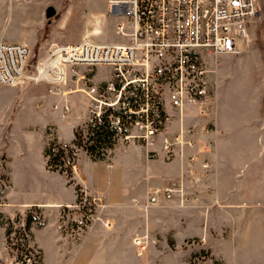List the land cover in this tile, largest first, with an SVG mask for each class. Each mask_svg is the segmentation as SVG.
Segmentation results:
<instances>
[{
  "label": "crops",
  "instance_id": "1",
  "mask_svg": "<svg viewBox=\"0 0 264 264\" xmlns=\"http://www.w3.org/2000/svg\"><path fill=\"white\" fill-rule=\"evenodd\" d=\"M250 50L248 42L247 49L240 55ZM220 82L217 108L211 118L212 132L203 131L207 120L196 119L193 124L199 126L198 146L187 148L173 162L176 172L166 174L167 185L177 183L182 191L174 195L170 205L159 202L146 212H140L143 221L133 220L135 211L126 204L133 194L126 195L124 187L133 182V175L123 173L134 166L139 167L143 160L118 162L109 169L101 163L91 162L87 153L80 151L86 155L88 171H81L77 160L75 178L78 183L105 193L112 203L110 222L94 224L80 243L71 242L59 221L61 209L71 207L77 201L75 185L69 183L65 173L50 170L45 157L47 127L55 122L44 126L45 141L38 153L19 147L14 155L7 152L11 135L20 131L33 132L37 127L33 123L24 126L13 122L6 126L0 124V152H4L0 157V179L4 177L11 186L8 207L21 210L39 207L44 214L45 223L33 228L34 242L42 253V264H143L146 251H137L135 238L158 252L161 249L155 246V240L163 238L161 243L169 247V236L175 244L179 236L183 242L195 239L199 249L209 252L210 258L199 264L214 261L217 264H264V76L253 92L237 97L222 92ZM15 87L23 88L24 85ZM38 87L40 84H29L28 89L24 88L27 95L31 94V101L25 95L24 101L17 105L18 109L25 110L27 117L41 114L48 105L60 101V97L48 93L45 85L44 95L36 96L33 92ZM72 94L68 96L69 102ZM41 103L43 107L37 108ZM52 106L49 111L56 115ZM55 117L68 122L61 114ZM80 125L72 123L68 140L61 135L57 125L55 137L59 142L69 144ZM193 153L200 157L195 162L189 160ZM204 158L211 164L208 176L201 175L200 164ZM168 247L160 253L161 258L174 253L171 247V251L167 250ZM10 257L5 232L0 227V264L12 262Z\"/></svg>",
  "mask_w": 264,
  "mask_h": 264
},
{
  "label": "built area",
  "instance_id": "2",
  "mask_svg": "<svg viewBox=\"0 0 264 264\" xmlns=\"http://www.w3.org/2000/svg\"><path fill=\"white\" fill-rule=\"evenodd\" d=\"M106 15L115 20L122 41L55 43L30 63L28 44L0 40V85H45L49 94L60 97L52 107L63 118L72 110L68 96L82 92L92 101L89 121L107 116L117 138L159 145L168 158L178 148L198 146V125L183 124L173 135L166 134L168 126L177 116L184 120L186 110L193 108L207 120L203 131L212 132L216 87L208 79L206 62L240 49L250 25L261 17L259 0H107ZM80 66L87 74L110 67V76L87 88L68 89L70 74L79 83L86 78L76 71ZM189 158L195 162L199 154ZM200 165L201 175L208 176L209 160L202 159ZM181 191L177 183L157 187L149 204H158L161 197L170 201ZM90 218L83 213L77 225L87 226ZM135 243L139 245L140 238ZM8 264L37 260L29 251Z\"/></svg>",
  "mask_w": 264,
  "mask_h": 264
},
{
  "label": "rangeland",
  "instance_id": "3",
  "mask_svg": "<svg viewBox=\"0 0 264 264\" xmlns=\"http://www.w3.org/2000/svg\"><path fill=\"white\" fill-rule=\"evenodd\" d=\"M106 2L107 0H0V40L28 44L32 50L30 63L36 61L55 43H77L83 40L93 42L122 41V37L116 33L115 20L106 15ZM49 6H54L57 11L56 15L51 19H47L46 17V10ZM259 8L261 17L250 25L249 36L241 44L240 49L231 54H218L209 58L206 62L207 76L209 80L215 83L216 96L219 81H221L220 87L222 92L237 97V95H247L253 92L257 88V83L263 79L264 0H259ZM248 42H250L252 50L249 53L240 55L241 52L247 49ZM76 71L79 75L85 74L86 78L79 83L75 75L70 74L68 89L75 90L77 87L87 88L95 85V81L106 80L110 76L111 68L101 66L96 71L94 69L91 74H87L86 68L80 66L76 68ZM29 84H25L23 88L0 85V124L6 126L8 123L13 122V124L16 123L17 125L24 126L25 124L33 123L37 127L33 132L20 131L11 135L8 140L10 148L7 150L11 155H14L16 149L19 147H26L32 152L38 153L45 141L43 129L47 123L54 121L61 128V135L65 140H68L72 133L71 127L73 122L81 123L76 130L82 129L85 131L90 120L92 101L88 95L82 92L72 94L73 96L70 99L72 110L66 117L68 119L66 123L55 117L61 114L60 110L55 111L56 115L51 114L49 108L52 104L48 105L46 111L41 114L27 117L28 115L26 116L25 110L18 109L17 105L21 101H24L25 95H27L24 88L28 89ZM44 93V85H40L33 92L36 96H42ZM30 96L31 94L29 93L27 95L29 102L31 101ZM83 97L87 101V107ZM55 100H58V98H55ZM43 105L41 103L40 106L36 107H43ZM14 106L16 107L13 113L12 108ZM12 113L13 116L11 115ZM179 119L176 117L171 121L166 134L173 135L179 131L183 124H193L197 121L196 119L202 120L197 116L196 110L193 108L186 110L184 120ZM55 123L47 127L48 143L52 142V139L55 137V126L57 127ZM186 149L178 148L175 155L168 158L162 152L159 145L148 147L137 141L126 142L122 138H118L115 147L108 152L104 160L95 161L90 157L89 159L91 162L101 163L109 169L113 168L118 162L122 163L130 159L143 160V164L139 165V167L135 168L134 166L131 170H124L123 172L133 175V182L124 187L126 195H129V193L133 194L126 204L135 211L133 220L143 221L144 217L140 215V212H146V210L152 207L149 204L151 191L157 187L167 185V175L176 172V165L173 164L174 160L182 155L184 151L186 152ZM80 151H83V149L79 150L77 159L72 160L71 165L69 163L65 164V168L70 170L71 177L65 174L68 177L69 183L75 185L77 201L73 206L61 209L59 220L63 232L72 240V243H80L87 233L91 231L94 224L107 225L112 216V203L106 194L82 187L75 178L77 160L81 171L84 173L88 171L85 162L86 155L83 152L80 153ZM3 154L4 152H0V157ZM188 174H191V172ZM9 186L8 180H5L4 177L0 179V227L5 232L10 258L14 261L15 258H22L25 252L31 251L34 253L37 264H42V253L34 242L33 228L42 226L45 223L43 211L40 209V212H38L34 210V207L28 210L8 207V192L11 189V186ZM98 196H101V199L95 201L94 198ZM163 199H161L159 204L170 205V201H164ZM30 213L37 216L39 221L35 222L31 229L27 231L26 218ZM83 213L90 214L91 218L88 220L87 226L80 227L77 225V220ZM177 239V244H175L173 237L169 236V247L172 248L174 253L168 254L164 258H161L160 253H163L162 250L168 246L161 243L163 238L155 240V246L161 249L158 252H155L153 247L150 248L147 243L136 244L135 246L137 251H146L147 258L143 264H159L163 261L166 264H199L210 258V253L204 249H199V245H197L195 239L185 240L184 242L181 236ZM169 247L167 250L171 251ZM212 264H217V262L214 261Z\"/></svg>",
  "mask_w": 264,
  "mask_h": 264
},
{
  "label": "trees",
  "instance_id": "4",
  "mask_svg": "<svg viewBox=\"0 0 264 264\" xmlns=\"http://www.w3.org/2000/svg\"><path fill=\"white\" fill-rule=\"evenodd\" d=\"M117 139L115 130L107 116H104L102 121L97 123L94 119L88 122L85 131L77 129L74 140L69 144L59 143L54 137L45 148L47 165L50 170L66 173L71 177L70 170L65 168V164L71 165L72 160L77 159L80 149L86 151L87 155L95 161L104 160L108 152L115 147ZM34 208L40 212L39 207ZM38 221L37 216L30 213L26 218V230L29 231L33 224Z\"/></svg>",
  "mask_w": 264,
  "mask_h": 264
},
{
  "label": "water",
  "instance_id": "5",
  "mask_svg": "<svg viewBox=\"0 0 264 264\" xmlns=\"http://www.w3.org/2000/svg\"><path fill=\"white\" fill-rule=\"evenodd\" d=\"M57 11L54 6H49L46 10V17L47 19H51L56 15Z\"/></svg>",
  "mask_w": 264,
  "mask_h": 264
}]
</instances>
